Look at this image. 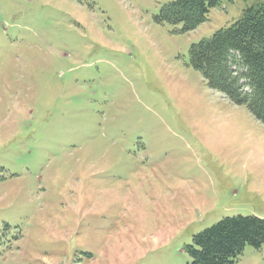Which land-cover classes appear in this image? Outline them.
Segmentation results:
<instances>
[{
  "label": "rangeland",
  "instance_id": "1",
  "mask_svg": "<svg viewBox=\"0 0 264 264\" xmlns=\"http://www.w3.org/2000/svg\"><path fill=\"white\" fill-rule=\"evenodd\" d=\"M175 0H0V264H191L192 237L264 220V125L210 90ZM235 264H264V244Z\"/></svg>",
  "mask_w": 264,
  "mask_h": 264
},
{
  "label": "trees",
  "instance_id": "2",
  "mask_svg": "<svg viewBox=\"0 0 264 264\" xmlns=\"http://www.w3.org/2000/svg\"><path fill=\"white\" fill-rule=\"evenodd\" d=\"M222 0H175L163 5L158 23H181L195 30ZM189 62L205 85L230 103L243 106L264 125V5L245 9L228 28L193 44ZM264 244V220L254 216L224 218L192 237L185 251L191 264H235L246 246Z\"/></svg>",
  "mask_w": 264,
  "mask_h": 264
}]
</instances>
